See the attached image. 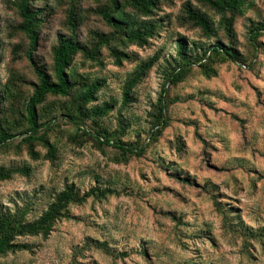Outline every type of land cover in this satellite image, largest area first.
Instances as JSON below:
<instances>
[{"label": "rangeland", "instance_id": "obj_1", "mask_svg": "<svg viewBox=\"0 0 264 264\" xmlns=\"http://www.w3.org/2000/svg\"><path fill=\"white\" fill-rule=\"evenodd\" d=\"M16 1L0 0V122L13 132L26 129L25 104L38 83L26 58L28 38L18 29ZM155 1L150 18L124 7L139 22L159 26L157 36L139 47L120 42L99 16L107 0H32L42 19L32 59L49 75L60 37L87 49L98 40L110 42L99 48L96 62L74 57L72 93L48 95L38 107L39 123L53 120L46 136L53 158L42 143L29 148L20 138L0 150V167L13 171L0 180V216L33 223L71 185L80 195L100 196L67 204L48 231L18 237L17 244L28 248L2 256L0 264H264V34L256 41L257 53L247 41L251 22H264V0H247L229 39L204 0ZM187 6L212 21L216 37L205 38L188 22ZM179 38L198 56L194 43L204 49L219 39L239 60L214 61L213 77L194 66L167 86L169 124L149 142L160 88L181 61ZM113 48L126 55L119 64ZM150 59L125 103L126 82ZM96 80L102 85L96 100L84 104L80 90ZM105 103L112 109L96 115ZM70 113L83 115L80 128L66 119ZM94 131L115 142L149 146L142 157L121 155L100 146Z\"/></svg>", "mask_w": 264, "mask_h": 264}, {"label": "trees", "instance_id": "obj_2", "mask_svg": "<svg viewBox=\"0 0 264 264\" xmlns=\"http://www.w3.org/2000/svg\"><path fill=\"white\" fill-rule=\"evenodd\" d=\"M205 4L217 15L220 16V24L223 27V31L227 38H231L233 32V23L236 15H242L247 7V0H204ZM107 0V5L98 9L99 16L113 29V32L118 36L120 42L129 43L130 45H136L143 47L153 40L159 30V26L152 20L139 22L134 19L130 14L124 10L125 5H129L134 11L143 17L150 18L153 15V11L156 9L155 0ZM22 22L19 24L18 29L22 32L29 41V46L26 51V58L32 67L38 83L36 84L32 95L29 97L25 104V124L26 129L19 132H13L5 128L0 122V150L10 147L11 141L20 138V144L27 145L29 148L35 143H42L48 149L49 157L53 158L55 149L52 144L47 141V134L53 128V120L39 123L38 107L42 104L44 99L49 96L66 97L69 96L74 90L75 82L73 80L74 74L71 67V62L77 55H82L84 59L96 62L99 56V48L102 45L109 44L110 39L98 40L96 44L87 49L83 47L80 42L73 38H59L57 44L52 53V75L46 73L37 62L32 59L33 53L36 50L38 44V32L37 28L41 25L42 19H40V10L32 5V0H18L15 2ZM188 22L193 27L201 30L205 38L216 37L217 30L214 28L212 21L202 12L192 9L191 6H187L185 9ZM70 12L67 16L71 21L72 26L75 28V20ZM264 34V22L254 23L251 22V27L248 31L247 41L254 53H257L258 46L256 41L261 35ZM178 55L181 61L173 68L168 74L166 81L161 86V94L157 101L158 115L155 120V129L149 136V142H153L169 124L168 119L165 117V93L166 87L176 85L180 82L194 66H197L206 77L216 76V71L211 67L214 61L232 62L236 63L238 59L234 49L222 43L217 39L211 46L204 48L197 43H194L196 49L200 50L198 56L193 51L187 50V44L178 39ZM192 52L193 57L188 55ZM112 55L114 56L117 64L125 54L118 51L117 48L112 49ZM153 59L140 66L138 72H136L125 85V91L123 94L124 102L129 101V92L132 87L141 80L145 71L148 70L152 64ZM101 83L96 80L90 84H84L80 90V96L82 102L87 104L96 100L95 94L101 88ZM112 109L111 105L105 103L102 107L96 108L94 113L99 116H105ZM66 119L77 127L82 125L81 113L66 114ZM91 137L100 146H108L118 150L121 155L142 157L149 144L137 145L133 143L115 142L107 139L101 132L94 131ZM198 140L206 146V143L201 137L197 136ZM36 153L30 151L32 157H36ZM21 172L20 170H15ZM13 173L12 170H6L0 167V180H7ZM180 180V179H179ZM182 183L191 185L188 180H180ZM100 196L97 191H89L80 195L74 190V186H68L66 189L59 193L55 202L49 207L46 214L44 213L37 221L33 223H20L7 216H0V258L9 253H15L26 250L27 245L17 244L16 239L26 234H38L44 233L49 230L48 224H50L55 218L62 215L64 207L72 202L82 203L90 197Z\"/></svg>", "mask_w": 264, "mask_h": 264}]
</instances>
